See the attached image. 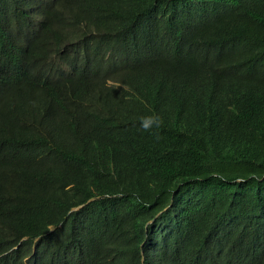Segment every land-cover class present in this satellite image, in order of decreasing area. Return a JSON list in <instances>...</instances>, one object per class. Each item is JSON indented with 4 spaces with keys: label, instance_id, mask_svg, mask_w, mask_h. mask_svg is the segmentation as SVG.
Segmentation results:
<instances>
[{
    "label": "trees",
    "instance_id": "trees-1",
    "mask_svg": "<svg viewBox=\"0 0 264 264\" xmlns=\"http://www.w3.org/2000/svg\"><path fill=\"white\" fill-rule=\"evenodd\" d=\"M49 19L43 68L0 101V255L39 237L109 264L163 246L264 264V0H59Z\"/></svg>",
    "mask_w": 264,
    "mask_h": 264
},
{
    "label": "clouds",
    "instance_id": "clouds-1",
    "mask_svg": "<svg viewBox=\"0 0 264 264\" xmlns=\"http://www.w3.org/2000/svg\"><path fill=\"white\" fill-rule=\"evenodd\" d=\"M28 3L31 4L30 7L24 9L23 5ZM36 3L37 0H0V101L8 99L18 91L19 87L32 81L33 76L30 68L32 69L37 63L35 52L43 39L31 35H18L19 30L15 25L22 24L20 18H23V15H35ZM12 22H14L15 28L12 27ZM9 70H13L14 73L8 76ZM160 124V117L156 115L141 117L139 121V127L146 132L153 128H159ZM3 138L7 142H16L17 140L8 128L3 130ZM56 257L57 254L51 250L46 256L48 259ZM168 262L169 260L165 256H161L158 264H167ZM216 263L225 264L222 259ZM189 264L211 263L208 256L205 261L191 258Z\"/></svg>",
    "mask_w": 264,
    "mask_h": 264
},
{
    "label": "bare ground",
    "instance_id": "bare-ground-1",
    "mask_svg": "<svg viewBox=\"0 0 264 264\" xmlns=\"http://www.w3.org/2000/svg\"><path fill=\"white\" fill-rule=\"evenodd\" d=\"M30 5L31 4L29 3L24 4L23 8L28 9ZM57 5L59 6L58 0H37V3L35 4L36 13L35 15L26 16V19L24 20V25H22L21 27V30H22L21 35H31L34 37H38L48 25L50 21L49 14L50 16H52V12L54 11V9L57 8ZM11 25L13 28H15L16 26L14 22H12ZM42 68H43L42 66L36 63L32 69L30 68V71L32 72V76L33 77L35 76L36 70H41ZM13 73H14L13 70H9L8 76ZM81 127L82 128L80 129H75V132L78 135H84V134L87 135L93 131L92 128L84 125V123L82 124ZM70 133L72 134V132ZM60 141L66 142L67 147L80 143L77 139H73L70 137L63 138ZM72 158L73 160H77L78 156H74ZM69 181L70 179H67L63 185L64 186L63 190L65 189L67 193H68L69 188L71 187V185L69 186ZM78 208L74 210H77ZM54 230L55 229L52 230L51 228L49 232H52ZM38 240H39V237L35 238L32 241V243L28 244L27 237H21L18 240V242L8 250V252L1 254L0 258H5L8 255H15L17 253H20L17 250L20 247L24 246L25 254L23 256L20 253V256L18 257V260H17L18 264H44V263L45 264H109L107 259L98 257L88 248L78 244L79 241L74 242L70 240L65 243L50 244V245L43 247L38 244ZM158 241L161 244H163L162 241L160 240ZM163 247L160 251H157L155 249H149L144 252L140 251V255L138 256V263L146 264L147 260H151L154 262V264H158L160 257L164 256L162 255ZM50 250L57 254L56 258H51V259L46 258L47 253ZM174 251H175V255L172 259H168L166 257L169 260L167 264H189L190 261L184 262L182 260V251H179L177 249H175Z\"/></svg>",
    "mask_w": 264,
    "mask_h": 264
}]
</instances>
